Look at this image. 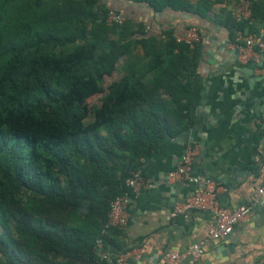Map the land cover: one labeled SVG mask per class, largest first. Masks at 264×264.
<instances>
[{
	"label": "trees",
	"instance_id": "1",
	"mask_svg": "<svg viewBox=\"0 0 264 264\" xmlns=\"http://www.w3.org/2000/svg\"><path fill=\"white\" fill-rule=\"evenodd\" d=\"M125 1L204 18L227 0ZM249 1L248 20L228 17L235 44L264 22V0ZM148 23L103 0H0V264H108L95 241L121 232L105 227L110 203L194 123L199 43ZM99 95L102 113L89 103Z\"/></svg>",
	"mask_w": 264,
	"mask_h": 264
},
{
	"label": "crops",
	"instance_id": "2",
	"mask_svg": "<svg viewBox=\"0 0 264 264\" xmlns=\"http://www.w3.org/2000/svg\"><path fill=\"white\" fill-rule=\"evenodd\" d=\"M122 9L126 18L183 37L192 24L201 32L199 63L191 78L193 125L174 138H167L143 161L138 173L152 188L132 194L125 208L127 223L103 250L107 263L128 250L131 264H160L167 251L185 253L193 244L203 248L201 257H186L183 264H264V198L253 206L251 216L219 241L206 240L208 212L171 217L176 204L191 198L194 185L170 182L187 150L193 151L191 173L210 180L221 207L250 205L263 183L259 173L264 159V54L249 66L239 62L233 43L231 14L235 0L214 5L204 18L164 11L155 14L145 5L125 0H103ZM196 4L200 0H183ZM264 38V22L256 23ZM241 41L244 36L239 35ZM249 67V68H248ZM126 252V253H127Z\"/></svg>",
	"mask_w": 264,
	"mask_h": 264
},
{
	"label": "built area",
	"instance_id": "3",
	"mask_svg": "<svg viewBox=\"0 0 264 264\" xmlns=\"http://www.w3.org/2000/svg\"><path fill=\"white\" fill-rule=\"evenodd\" d=\"M251 3L249 0H238L232 7L231 16L239 22L248 20L251 17ZM108 23L122 24L124 17L113 11L106 15ZM201 36L197 27L191 26L186 34L177 38V41L184 42L188 45H194L200 42ZM238 53L239 62L246 65L252 57L258 53L264 54V38L261 35L249 34L245 36L241 44H234ZM193 151L187 150L181 158L175 170L168 174L167 179L170 182L186 181L194 185V192L191 198L176 204L171 213L172 218L178 216H187L193 212H208L212 220L206 226V240L219 241L227 238L234 230L235 226L242 221L248 220L253 211V206L260 203L264 198V159L260 162L259 173L263 178V183L258 187L253 195L250 205H241L235 209L221 207L216 199V189L214 184L207 179L194 176L191 173V164ZM126 186L130 189V194L117 196L111 203L108 212L106 228H116L122 230L126 223L127 217L125 208L132 194H138L141 190H149L152 184L149 180L143 178L138 172L133 173L127 180ZM96 251L101 260H107L108 255L103 250L101 239L95 241ZM203 248L200 244H193L185 253L167 251L163 254L160 264H183L186 257L197 260L201 257ZM114 264H131L129 254L123 253L115 258Z\"/></svg>",
	"mask_w": 264,
	"mask_h": 264
},
{
	"label": "rangeland",
	"instance_id": "4",
	"mask_svg": "<svg viewBox=\"0 0 264 264\" xmlns=\"http://www.w3.org/2000/svg\"><path fill=\"white\" fill-rule=\"evenodd\" d=\"M126 58H123V61H119L118 66H117V70L114 72V74L110 77H105L104 78V86L106 87L110 82H112L113 80L117 79L120 75H121V71H122V67L124 64V60ZM101 97V95L93 97L92 99L89 100V103L91 106H96L97 108L100 109V112L102 113V111L104 110V107L102 106L101 102L99 101V98ZM95 118H92V121L89 122V125L93 124Z\"/></svg>",
	"mask_w": 264,
	"mask_h": 264
},
{
	"label": "water",
	"instance_id": "5",
	"mask_svg": "<svg viewBox=\"0 0 264 264\" xmlns=\"http://www.w3.org/2000/svg\"><path fill=\"white\" fill-rule=\"evenodd\" d=\"M188 18H190V16H187ZM249 65H251L250 63L247 65V66H249ZM249 68V67H248Z\"/></svg>",
	"mask_w": 264,
	"mask_h": 264
}]
</instances>
